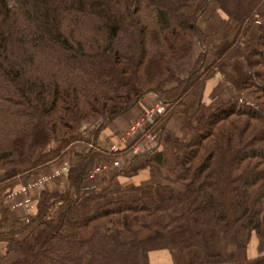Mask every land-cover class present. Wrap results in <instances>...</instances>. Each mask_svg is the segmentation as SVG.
<instances>
[{
	"label": "trees",
	"instance_id": "trees-1",
	"mask_svg": "<svg viewBox=\"0 0 264 264\" xmlns=\"http://www.w3.org/2000/svg\"><path fill=\"white\" fill-rule=\"evenodd\" d=\"M212 2L238 33L203 69L206 34L198 21ZM256 23L259 41L248 48L252 71L242 86L254 103H223L178 146L183 192L164 187L159 197L148 185L138 200L106 201L107 188L86 184L98 157L120 155L98 142L109 122L153 92L170 112L153 128L164 125ZM195 39L203 50L193 70L171 85L174 66L190 56ZM90 127L94 140L82 136ZM83 143L92 151L69 167L67 189L39 193L32 222L52 234L40 248L27 240L31 256L10 264H147L142 242L180 221L188 223L182 250L197 252L189 264L230 259L210 254L196 225L225 224L230 236L242 222L259 239L250 264H264V0H0V187L61 166ZM180 206L184 211L173 216Z\"/></svg>",
	"mask_w": 264,
	"mask_h": 264
},
{
	"label": "crops",
	"instance_id": "crops-1",
	"mask_svg": "<svg viewBox=\"0 0 264 264\" xmlns=\"http://www.w3.org/2000/svg\"><path fill=\"white\" fill-rule=\"evenodd\" d=\"M198 25L206 34L207 56L203 64V69H205L230 47L235 40L236 33L235 31L232 32L234 23L229 20L216 2L206 9L200 17ZM249 38L247 36L223 62L211 71L204 83L197 86L185 98L184 102L176 107L175 112L164 125L153 128L159 133L155 142H149L151 147L149 152L136 156L128 167H111L109 171L98 174L93 179L89 178L86 184L107 188L110 193L106 201L138 200L141 197L139 190L148 185L156 187L155 191L159 197H163L162 188L164 187L172 188L176 192H183L185 187L178 181L181 161V156L177 152L178 146L187 144L193 139L198 121L218 108L220 105L218 106L217 103L221 101V98L229 99L233 87L243 91V82L251 68L250 56L247 53ZM202 50L201 42L196 39L194 50L190 54L194 60V65L196 57ZM184 67L180 68L182 72L187 68L190 69L189 65H184ZM193 68L188 74H179L177 78L173 76L171 85H175L177 79L189 77ZM157 101L158 98L155 93H148L130 112L123 114L118 122H109L99 136V144L109 151L113 145H119L121 152L127 147H131L130 144H133L134 141L130 139L126 142L122 138L127 134L131 125L152 108ZM95 130V127H90L82 135L86 139L94 140ZM81 147L68 154L62 165L70 167L78 163L82 154ZM112 158L116 157L101 155L95 163L96 165L111 163ZM62 165H53L30 178L21 179L18 177L13 183L0 187V264H10L19 259H28L32 252L26 243L27 240H34L40 248L46 237L52 234L50 228L38 226L40 221L32 222V219L38 213L39 193L42 190L64 192L67 189V171L62 170ZM61 207V204L54 206L50 215L56 217ZM183 211L184 207L180 206L172 210V215H180ZM195 227L205 238L210 254L222 253L229 256L230 259L225 264H250L257 257V248L259 247L257 235L245 228V222L240 223L234 234L230 236L225 234V224L219 229L204 228L197 225ZM185 231L179 236L174 247L170 246L169 241L163 243L164 238L159 235L168 234L166 233L167 230L154 231L150 237L142 242V256L147 264H189L197 252L182 250L187 229ZM112 235L116 242L123 240L119 230H115ZM157 240H161V242ZM228 246L229 248L232 246L236 248L233 257L227 252ZM248 246L254 247V256L247 251ZM238 255L245 259L243 261L235 260Z\"/></svg>",
	"mask_w": 264,
	"mask_h": 264
},
{
	"label": "built area",
	"instance_id": "built-area-1",
	"mask_svg": "<svg viewBox=\"0 0 264 264\" xmlns=\"http://www.w3.org/2000/svg\"><path fill=\"white\" fill-rule=\"evenodd\" d=\"M169 116L168 104L162 100H158L157 103L146 111L139 119H137L130 127L127 134L122 138L123 141L132 139L134 142L127 151L121 152L119 145H113L111 152H120L119 156H112L111 163H102L95 165L93 168L90 179L95 178L98 174L109 171L111 167L125 168L130 166L131 162L136 156L145 154L151 150L149 142H155L158 137V130H154L156 119L167 118ZM66 166L64 170L68 171ZM27 202H29L27 200Z\"/></svg>",
	"mask_w": 264,
	"mask_h": 264
},
{
	"label": "rangeland",
	"instance_id": "rangeland-1",
	"mask_svg": "<svg viewBox=\"0 0 264 264\" xmlns=\"http://www.w3.org/2000/svg\"><path fill=\"white\" fill-rule=\"evenodd\" d=\"M213 3H215V2H212L211 4H213ZM211 4H210V6H211ZM202 21H204V19H202ZM253 30L247 35V36H249L250 38H249V40L247 41V43H249L248 44V46H247V51H248V48L249 47H252V46H257V44H258V41H259V36H260V31H259V23H256V24H254V26H253V28H252ZM238 29L236 28V24H234V25H232V32H234L235 31V39H236V36H237V33H238V31H237ZM196 40V39H195ZM195 42V41H194ZM202 44V43H201ZM193 50H194V45H193ZM193 52V51H192ZM248 54H249V52H247ZM230 55V54H229ZM192 56V55H191ZM195 58V57H194ZM197 58V57H196ZM195 58V59H196ZM250 61H251V59H250ZM184 65H189V68L190 69H185V71H181L180 70V68H185L184 67ZM193 66H194V60H193V58L192 57H190V56H188V58H186V59H184V60H182L181 62H179V63H177L174 67H175V74H174V76H175V78H177V76L179 75V74H182V75H184V74H188L189 72H190V70L193 68ZM251 68L249 69V71H248V74L252 71V63H251V66H250ZM189 70V71H188ZM241 70V68L239 69V71ZM248 74H247V76H248ZM247 76H246V78H247ZM246 78H245V80H246ZM244 80V81H245ZM204 83V82H203ZM244 83V82H243ZM243 86V85H242ZM228 90H229V88H227ZM233 89V91L231 92V94L229 95V99H225V98H221V101H218V103H217V105L219 106V105H221L222 103H225V101H227V100H229L230 101V99L231 100H235V101H239V102H248V103H254V99L252 98V97H250L246 92H244V91H241L240 89L239 90H237L235 87H233L232 88ZM243 90V89H242ZM151 93V92H150ZM147 95V94H146ZM145 95V96H146ZM243 95H244V97H243ZM145 96L143 97V98H145ZM144 100V99H143ZM228 102V101H227ZM169 115H170V112H169ZM121 117H123V115H120V116H118V117H116L115 119H113L112 120V122L111 123H113V122H115V121H117L118 122V119L119 118H121ZM169 117V116H168ZM123 132H125V131H123ZM122 133V132H121ZM83 136V135H82ZM51 146H56V144H54V143H52V145ZM80 146H82L81 148V153L82 154H84V153H86L87 151H89L90 152V150H91V148L92 147H89V145L88 144H86V143H83V144H81V145H79V146H77L75 149H73V150H71L70 152H69V154L70 153H72V152H75ZM68 157V156H67ZM81 158V157H80ZM67 161H69V160H67ZM131 164H132V162H131ZM130 164V165H131ZM95 165H96V163H95ZM66 166H68V165H62V167L61 168H63L62 170H64V168L66 167ZM95 167V166H94ZM68 168H69V166H68ZM5 175V174H4ZM187 221H180V222H177V223H175L173 226H172V228H170L169 230H167L168 232H166V233H168V234H159V235H162V237L164 238V242L163 243H166L167 241H169V243H170V246L171 247H174L175 245H176V241L178 240V238H179V236L182 234V233H185L186 231V229H187ZM242 225V224H241ZM227 238V237H226ZM257 238H258V236H257ZM157 241H159V242H161V240H157ZM226 241V240H225ZM227 241H228V238H227ZM258 242H259V239H258ZM235 250H236V248H235V246H232V247H230L229 248V246H228V253L229 254H231V256L233 257L234 255H235V253H233V252H235ZM247 251L249 252V254L250 255H252L253 254V256H254V247L253 246H248L247 247ZM260 254V251H259V247L257 248V255L256 256H258ZM263 254H264V251H263ZM243 256H240V255H238L236 258H235V260H237V261H243L245 258L243 257Z\"/></svg>",
	"mask_w": 264,
	"mask_h": 264
},
{
	"label": "water",
	"instance_id": "water-1",
	"mask_svg": "<svg viewBox=\"0 0 264 264\" xmlns=\"http://www.w3.org/2000/svg\"><path fill=\"white\" fill-rule=\"evenodd\" d=\"M95 144V142L93 143V145ZM93 145H92V147H93ZM92 151V148H91V150H90V152Z\"/></svg>",
	"mask_w": 264,
	"mask_h": 264
}]
</instances>
